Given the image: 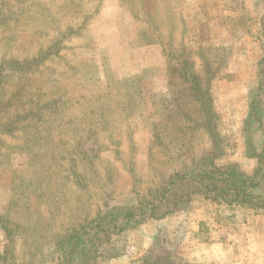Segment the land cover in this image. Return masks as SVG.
Here are the masks:
<instances>
[{
	"label": "rangeland",
	"instance_id": "374dc122",
	"mask_svg": "<svg viewBox=\"0 0 264 264\" xmlns=\"http://www.w3.org/2000/svg\"><path fill=\"white\" fill-rule=\"evenodd\" d=\"M261 80L264 0H0L1 264H70L81 239L85 264H140L155 246L264 264V215L248 208L194 195L124 220L204 162L253 176ZM94 220L123 229L89 243Z\"/></svg>",
	"mask_w": 264,
	"mask_h": 264
},
{
	"label": "trees",
	"instance_id": "16d2710c",
	"mask_svg": "<svg viewBox=\"0 0 264 264\" xmlns=\"http://www.w3.org/2000/svg\"><path fill=\"white\" fill-rule=\"evenodd\" d=\"M192 80H195V78H192ZM262 85H264V82L261 80ZM199 97H202L203 101L205 100L209 103L211 101V97L207 96L206 93H201ZM211 109L212 107L210 106L207 116L208 120H212L214 117ZM251 157H255L258 160V167L253 176L247 175L235 166H216L213 161L194 166L189 172L177 173L171 178L164 193L153 195L151 201L145 205L139 203L140 207L127 213L124 220L132 221L130 219H134V223H141L148 219H162L174 211L182 209L180 205L184 202H190L194 195L217 204L240 206L264 215V148L260 152L253 151ZM174 188H177V191L172 194ZM164 202H168L170 207L162 211ZM137 217L139 220H137ZM92 225V230L85 229L81 233V238L82 235L88 237L89 243L102 241L103 238L110 239L115 234L114 231L123 229L118 224H114L113 228L109 226L103 227L96 220H94ZM78 237L80 239V236ZM83 242L81 239L70 246L69 251L66 250L70 264L77 261L76 256L78 254L82 256L81 263L85 264L86 258H84V255L91 249L87 250L90 246L83 245ZM5 259L0 254V264L4 263ZM140 262V264H190L185 259L177 257L171 252L159 250L157 246L153 247Z\"/></svg>",
	"mask_w": 264,
	"mask_h": 264
}]
</instances>
